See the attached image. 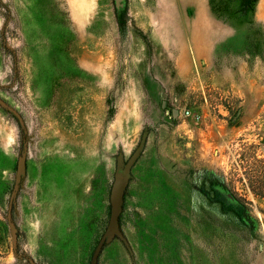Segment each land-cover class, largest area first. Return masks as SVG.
I'll return each instance as SVG.
<instances>
[{
  "label": "rangeland",
  "instance_id": "374dc122",
  "mask_svg": "<svg viewBox=\"0 0 264 264\" xmlns=\"http://www.w3.org/2000/svg\"><path fill=\"white\" fill-rule=\"evenodd\" d=\"M240 6L0 0V264H264V0Z\"/></svg>",
  "mask_w": 264,
  "mask_h": 264
},
{
  "label": "trees",
  "instance_id": "16d2710c",
  "mask_svg": "<svg viewBox=\"0 0 264 264\" xmlns=\"http://www.w3.org/2000/svg\"><path fill=\"white\" fill-rule=\"evenodd\" d=\"M255 0H240L241 6L236 11H232L229 13L230 15L235 14L236 17L244 18L247 20L249 24H252L250 19L248 18V13L252 11V6ZM210 8L213 10V5L210 1ZM230 15L226 17L229 18ZM245 53L247 55H258L264 58V37L261 33L256 38L247 37L245 40ZM252 147L251 144H244L242 145V150L240 153L242 157L244 156V167H243V174L246 180L245 184L249 191H251L254 195L264 198V157L263 158H255L251 157L250 161L246 160V151L244 148Z\"/></svg>",
  "mask_w": 264,
  "mask_h": 264
},
{
  "label": "water",
  "instance_id": "95a60500",
  "mask_svg": "<svg viewBox=\"0 0 264 264\" xmlns=\"http://www.w3.org/2000/svg\"><path fill=\"white\" fill-rule=\"evenodd\" d=\"M22 171H23V157H19L16 163L15 183H17L19 179V175ZM124 182H125L124 173L120 169H117L114 172L113 180L110 185V191H109L110 205H109V215H108L107 223L93 250L92 257H95L97 255L106 237L109 236L116 229ZM8 225H9L11 237L12 239H14L15 237L14 225L11 222H9Z\"/></svg>",
  "mask_w": 264,
  "mask_h": 264
}]
</instances>
